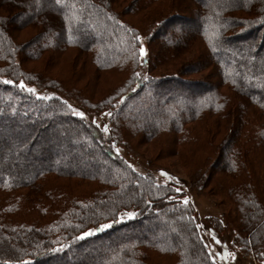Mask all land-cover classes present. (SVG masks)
<instances>
[{
  "label": "trees",
  "instance_id": "1",
  "mask_svg": "<svg viewBox=\"0 0 264 264\" xmlns=\"http://www.w3.org/2000/svg\"><path fill=\"white\" fill-rule=\"evenodd\" d=\"M0 1L5 6L14 0ZM159 1L63 0L57 5L55 0H23L10 15L0 9V137L12 141L0 152V199L9 203L0 205V245L9 252L0 264H159L150 262L154 251L172 256V264H217L183 186L129 167L116 146L133 149L128 140L139 136V141H162L174 153L196 148L204 141L189 125L203 127L212 120L227 129L219 125L216 131L222 137L213 145L218 161L211 171H244L246 156L264 145V0H182L171 7L176 11L146 17L139 27L124 19ZM237 10L248 15H236ZM189 11L196 17L184 16ZM46 13L54 21L45 24ZM179 20L194 24L186 28ZM14 21L22 28L32 26L34 35L17 41ZM141 45L146 74L138 73ZM73 49L94 70L91 80L83 70L63 80L24 65L44 53L54 56ZM191 49L199 55L186 63L211 67V83L155 75ZM110 72L123 76V84L102 93L74 84L82 77L98 84ZM20 81L35 93L19 88ZM95 93L100 94L97 100L92 99ZM73 100L104 112L105 118L98 123L97 116L74 115L80 108ZM1 155L10 162L3 163ZM202 167L196 171H206ZM52 176L93 187L85 193L72 192L68 183L43 187ZM254 185L259 184L249 176L231 186L230 196L240 216L254 217L252 225L243 222L239 228L264 234V204ZM126 212L136 215L122 219ZM206 219L218 231L220 221ZM149 220L150 230L161 228L165 236L145 235ZM102 224L110 227L94 231ZM90 230L91 235L78 238ZM180 240L182 246H177ZM61 245L67 247L54 251ZM95 251L99 255L90 257ZM259 260L264 264V256Z\"/></svg>",
  "mask_w": 264,
  "mask_h": 264
},
{
  "label": "rangeland",
  "instance_id": "2",
  "mask_svg": "<svg viewBox=\"0 0 264 264\" xmlns=\"http://www.w3.org/2000/svg\"><path fill=\"white\" fill-rule=\"evenodd\" d=\"M14 1H12L11 4H6L5 6L3 5L2 1H0V9H2L3 12L6 11L8 15L14 13V11L20 8V4H22L23 0ZM179 1L182 0H161L156 4H153L151 7L149 6L147 8H143L136 14H126L124 16V19L128 20L129 22L131 21L130 23H132L136 27H139L140 24H143L142 20L146 17L150 18V16H158L160 14L167 16L171 13L170 11H176V9L171 7L175 6L174 4ZM123 5H126V3H123ZM120 6H122V2L120 3ZM125 10H127V8ZM41 13L44 14V10H42ZM246 13L240 10H237L235 12V14L239 16L248 15ZM185 15H188V17H190L191 19L196 17V15L191 11L186 12L184 16ZM54 19L55 18L51 13H46L44 15L43 21L46 24L49 20L54 21ZM11 23V27L16 30L15 37L19 42L28 41L35 33V29L30 25L22 28L24 25L18 24V21H14ZM178 23H182V25L186 28H191V26L194 24L192 20L188 22L179 20ZM83 28H86V26H83L82 29ZM141 40L142 43H144V36L141 37ZM244 42H249V39H246ZM198 55V50L191 49L187 53L183 54V56H181L177 63L173 64L174 66L167 65L156 69L155 75L178 74L182 79L188 81L206 80L208 83H211L215 79L214 72L211 67L198 65L197 62H193L192 65L186 63L194 61L192 59H194V57H197ZM145 58L146 55L143 58H139V74H146V66L144 65ZM84 64V57L82 55L78 56L76 50L73 49L69 50L65 54H55L54 56H50L49 53H44L41 59H38L36 61H27L24 65L27 69H33L36 71L45 70L48 75H52L63 80H69V77L73 76L75 73H79V71L81 70H83L89 77L94 73V70L90 65L84 66ZM122 78L123 80H121ZM87 80L88 78H78V82H74V84L78 87H83V85L87 84L85 86L87 90L93 91L95 89H98L99 93H102L108 87L113 86L114 84H123L122 82H124V77H120V75H116L110 72L108 77L106 79H102L98 84L97 82H88ZM223 90L229 93L226 88H223ZM99 93H95L92 99L97 100L100 97ZM71 102L74 103V107H76L77 105L80 108L77 110L79 112H83L87 118H93L97 116L98 123H100L99 121L104 116V112L99 113L98 111H94L86 106L78 104L75 100ZM230 105L231 108L235 107V105ZM219 125L222 126L223 130L227 129L224 128V123L217 124L213 123L212 120L203 127H199V125L197 124H190L189 126L193 128L197 134H200L198 136H202L201 139L205 144H198L196 148H190L186 146L184 150L179 152L177 151L176 153L169 151L167 149V145L162 141H139V136H131L128 140V144L133 149H129L126 146L122 147L121 145H118L119 147H116L118 148V152L124 158V160H126L128 164H130L136 170L142 173L150 174V176L156 178L157 181L168 179L166 176L161 175V171H163L167 173L168 176L174 177L175 179L173 181L179 184V186H183V189L186 190L188 196L195 205L196 214L194 216L196 226H200L198 230L207 243L208 250L216 260L217 264H262L259 258L262 256L261 254L264 253V234L254 231V229L243 230L244 227L241 228L242 226L239 228V226L243 222L250 223L252 225V222H254V217L253 215L252 217H250V214L249 216H246V218L240 216V208L234 206L231 197L232 195L230 196V194L233 191L231 186L238 185L245 179L249 180V176H252L255 182L259 185L260 181L264 182V145L257 146V148L251 154H248L246 156V158L244 159L245 169L244 171L241 170V173L239 175H233L231 173L225 172L224 170L221 171L220 169L211 171L212 163L214 161L216 162L217 160L214 159L215 151L213 149V145L219 142L222 137L221 132L219 134L218 132L216 133V131H220L218 127ZM136 140L139 142H137ZM11 142L12 141L8 139H3L0 137V152H2V145H4L5 148L11 147ZM8 160L9 158L6 155H1V161L3 163L10 162ZM200 166H203L202 168H204L206 171H196L198 168H200ZM204 172L206 174H204ZM45 180L43 181V187L46 186L48 188L52 185H55L54 183H68L70 189L74 193H85L93 187L92 184H87L86 182L79 181L76 178H57L56 176H52L48 177V179L46 178ZM259 185H254V194L258 195L261 198L262 203L264 204V187L260 188ZM21 190L22 192L27 193L26 191L30 189L27 188ZM8 204L9 203L7 202V200L0 199L1 206H6ZM254 211L252 210L251 214H258ZM208 217L220 221L218 231H213L210 228V224L206 219ZM150 221L151 220L148 221L149 231L148 233H145V235H162L163 233H161V228H157L158 230H156L155 232L150 230ZM212 234H214L216 238L221 242L220 244H216L213 241ZM177 246H182L181 240L177 243ZM225 250H227L229 253H232V256L222 259L221 255L217 254H223ZM99 251L101 252L102 250ZM99 251L91 252L90 257L95 258L99 255ZM4 252L5 249L2 245H0V257L4 254L9 253ZM155 260H157L159 264H172L170 262L171 260L173 262L174 258L172 256L169 257L156 251L150 252V262L157 263L155 262Z\"/></svg>",
  "mask_w": 264,
  "mask_h": 264
},
{
  "label": "snow or ice",
  "instance_id": "3",
  "mask_svg": "<svg viewBox=\"0 0 264 264\" xmlns=\"http://www.w3.org/2000/svg\"><path fill=\"white\" fill-rule=\"evenodd\" d=\"M55 3H56L57 5H59V4L63 3V0H55ZM134 39H136V40H140V37H139V36H135ZM139 55H140L141 58H143V57L145 56V49H144V47H143L142 45H141L140 48H139ZM136 75H139V74H136ZM144 79H147V77H144ZM3 83H6V84H12L13 81H11V80H4ZM18 87L21 88V89H26L28 92L35 93V89H34V88L27 87V86L24 84L23 81H20ZM41 98H42V99H45V100L49 99L48 96H43V97H41ZM69 107H70V106H69ZM73 114L76 115V116H79V117H81V118H83L84 115H85L83 112H79V111H75V110H73ZM107 115H108V116H111L112 114H111V113H107ZM93 122L95 123V121H93ZM103 131H104L105 133L108 132V128H107L106 125L104 126ZM117 151H118V150H117ZM129 167H131V165H129ZM161 175H162V176H166L169 180H174V179H175L174 177L168 176V174L165 173V172H163V171H161ZM177 191H180V189H177ZM183 202L186 204V203L188 202V198L185 197ZM135 215H136V213H134V212H126V213L123 214V216H122L121 218H122V219H124V218H132V217H134ZM108 227H110L109 224H102V225H100L99 229H95L94 231H99V230H102V229H105V228H108ZM197 227L199 228L200 226L197 225ZM91 234H92V231H91V230H90L89 232H83V233H81V237H78V238H83L84 236H88V235H91ZM212 239H213V241H214L216 244H220V243H221V242L216 238V236H215L214 234H212ZM66 247H67V245H61L59 249H54V251H55V250H63V248H66ZM217 255H221V258L223 259V258H226V257L232 256V253H229L227 250H225V251L223 252V254H219V253H218ZM261 255L264 256V253H262ZM233 258H234V257H233Z\"/></svg>",
  "mask_w": 264,
  "mask_h": 264
}]
</instances>
